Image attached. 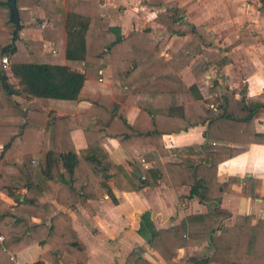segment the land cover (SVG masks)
Here are the masks:
<instances>
[{
	"label": "trees",
	"instance_id": "trees-1",
	"mask_svg": "<svg viewBox=\"0 0 264 264\" xmlns=\"http://www.w3.org/2000/svg\"><path fill=\"white\" fill-rule=\"evenodd\" d=\"M15 4L20 26L24 21L34 25L31 21L35 10L42 11L43 16L38 18L44 23L41 38L17 36L7 6L0 3V55L6 56L11 73L21 84L15 88L8 81L0 61V116L24 117L21 123L0 122V190L15 199L14 206L23 207L16 211L5 206L0 198V264H14L11 255L16 250L44 241L49 242L50 248L27 264H43L42 257L51 258V253L61 250L72 253L76 264H84L86 254L77 241L69 215L62 210L49 215L52 205L40 203L37 195L42 188L48 189L49 177H63V171H56L59 165L71 183L54 195L66 206L91 189L94 183L90 176H101L109 164L120 167L101 150L105 135L115 137L129 152V145L135 141L157 144L164 131L204 123L206 137L242 144L234 151L252 141L264 142L263 95L235 97L230 88L221 89L220 83L213 80L215 103L203 107L198 102L201 95L195 84L186 85L177 74L184 59L178 58V53L168 58L160 55L164 39H155L149 26L122 34L113 4L102 0H15ZM257 9L264 14V0H259ZM153 18L165 30L191 33L183 50L186 60L198 53L191 63L194 75L201 73L208 61L221 65L229 60L219 51L208 50L211 33L183 18L180 8L172 3H167ZM238 32L245 36V42L250 40L244 28ZM42 39L51 42L50 49L43 48ZM106 64L111 69L110 82L98 79V69ZM82 89L97 93L82 110L54 115L52 108L47 107L49 99L75 101ZM21 91L35 100L19 102L11 96ZM131 104L140 107L134 120L128 122L125 115ZM174 104L181 106L180 115L168 111ZM259 107L263 108L262 130L254 127V112ZM76 126L82 129L86 140V146L77 151L69 136L70 128ZM188 147L194 152V160L184 159L191 172L190 189L200 201L208 203V209L186 213L163 227H154L149 210L144 209L139 213L136 231L165 260L175 255L177 246L197 244L199 247L188 253L187 264H264V218L238 212L231 223H223L228 212L218 208V198L212 196V189L219 186L215 163L203 155L200 143ZM179 164L165 162L171 183L181 182ZM35 167L39 176L33 174ZM237 178L228 176L225 181ZM129 182L126 188L152 184L153 180L145 174L140 183ZM21 186L25 192L19 198L16 189ZM98 186L96 194L106 191L115 199L105 182ZM30 215L40 219L28 221ZM142 249V245L136 244L126 253L123 264H151L141 255Z\"/></svg>",
	"mask_w": 264,
	"mask_h": 264
},
{
	"label": "crops",
	"instance_id": "crops-1",
	"mask_svg": "<svg viewBox=\"0 0 264 264\" xmlns=\"http://www.w3.org/2000/svg\"><path fill=\"white\" fill-rule=\"evenodd\" d=\"M105 4L116 7V19L122 34L131 29H141L144 26L152 28L155 39L163 38L164 44L159 52L164 58L178 53L183 58L177 70L181 80L188 85L194 83L201 97L198 102L203 107L215 103V90L211 87L213 80L230 88L235 97L264 96V14L259 13V0H102ZM167 3L180 8L182 17L193 24H200L211 33L212 42L206 46L208 50L219 51L228 57V61L221 65L208 61L206 68L194 75L191 71L192 60L198 53H192L185 59L183 46L189 40L191 33H175L165 30L164 25L153 17L164 9ZM37 16H43L37 11ZM44 23V22H43ZM239 28H244L245 42L239 36ZM17 35L25 38H41V28L22 25L17 29ZM44 49L51 48V42L42 39ZM203 58H206L203 55ZM4 73L8 81L15 88H20L7 62L3 63ZM80 69L79 67H76ZM98 79L103 82L111 81L110 65L98 69ZM11 96L19 101H34L35 98L27 92H16ZM97 96L91 89H82L77 93L73 102L62 99H49L47 107L52 108L54 115L72 113L85 108ZM139 105L131 104L126 112V121L132 122L139 110ZM67 109H70L67 110ZM168 111L180 115L181 106L174 104ZM263 108L254 112V127L263 129ZM20 115H1V123H21ZM205 124L196 123L178 130L164 131L157 138V144L150 140L135 141L129 145L127 152L112 135H105L100 143L101 150L111 159L112 163L120 167L108 165L101 176H90L93 181L91 189H86V195L78 198L71 205H64L55 198L60 188L68 186L71 178L59 165L57 172L63 171V177L53 175L47 179L48 189H41L37 195L40 203L52 205L49 215L62 210L69 215L71 227L74 229L77 241L86 254L84 264H123L126 253L136 244L143 246L141 255L151 264H187V255L197 244L177 246L175 255L165 260L154 248L149 246L144 237L136 231L139 213L149 210V217L154 227L170 225L186 213L205 211L209 205L198 199L196 193L191 192V172L185 160H194L191 143H200L203 155L209 162L215 163V176L219 186L212 189V196L218 198L217 207L226 210L228 214L222 222L229 224L235 213H251L253 218H264V142L252 141L240 151H234L240 143L211 139L204 134ZM71 143L77 151L86 146V140L80 127L69 130ZM51 145L50 135L47 146ZM1 148V143H0ZM178 161L179 178L181 182L171 183L165 169V162ZM106 165V164H105ZM138 171V174L136 173ZM33 174L39 173L33 168ZM153 180L152 184H140L137 188H126L130 182L140 183L144 175ZM228 176L237 179L225 181ZM116 180V181H115ZM99 182H105L115 199L106 191L98 192ZM76 184V181H75ZM97 187V189H96ZM16 191L19 198L25 192L21 186ZM0 198L5 206L16 211L23 207L15 205V199L0 190ZM40 218L30 215L27 220L37 221ZM47 221V220H46ZM50 248L47 241L32 242L16 250L11 258L14 264H27L37 259ZM43 264H76L75 256L66 251L51 253V258L42 257ZM215 264V263H212ZM247 264V263H243Z\"/></svg>",
	"mask_w": 264,
	"mask_h": 264
},
{
	"label": "water",
	"instance_id": "water-1",
	"mask_svg": "<svg viewBox=\"0 0 264 264\" xmlns=\"http://www.w3.org/2000/svg\"><path fill=\"white\" fill-rule=\"evenodd\" d=\"M0 3H3L7 6L9 16L14 23L13 30L15 31V34H17V29L20 27V25L18 23L15 0H0ZM102 165L105 166V163ZM136 173L138 174L137 170Z\"/></svg>",
	"mask_w": 264,
	"mask_h": 264
},
{
	"label": "rangeland",
	"instance_id": "rangeland-1",
	"mask_svg": "<svg viewBox=\"0 0 264 264\" xmlns=\"http://www.w3.org/2000/svg\"><path fill=\"white\" fill-rule=\"evenodd\" d=\"M35 17L32 19V21L31 22H33L34 23V25H30V24H28V21H24V24L23 25H26V26H37V27H40L41 28V26H42V24H43V21H40V19L38 18V16H37V10H35ZM18 36V35H17ZM21 37V36H20ZM0 57H1V55H0ZM1 67H2V70L4 71L5 70V67H6V65L4 66V65H2L1 64Z\"/></svg>",
	"mask_w": 264,
	"mask_h": 264
},
{
	"label": "built area",
	"instance_id": "built-area-1",
	"mask_svg": "<svg viewBox=\"0 0 264 264\" xmlns=\"http://www.w3.org/2000/svg\"><path fill=\"white\" fill-rule=\"evenodd\" d=\"M0 61H1L2 63H6V62H7V58H6V56H5V55L1 56V57H0ZM0 238H1V233H0Z\"/></svg>",
	"mask_w": 264,
	"mask_h": 264
}]
</instances>
